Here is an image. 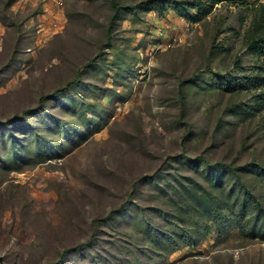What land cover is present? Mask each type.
<instances>
[{
	"label": "rangeland",
	"instance_id": "rangeland-1",
	"mask_svg": "<svg viewBox=\"0 0 264 264\" xmlns=\"http://www.w3.org/2000/svg\"><path fill=\"white\" fill-rule=\"evenodd\" d=\"M257 22L264 0H0V264H264L240 213L264 175L211 170L264 169Z\"/></svg>",
	"mask_w": 264,
	"mask_h": 264
},
{
	"label": "trees",
	"instance_id": "trees-1",
	"mask_svg": "<svg viewBox=\"0 0 264 264\" xmlns=\"http://www.w3.org/2000/svg\"><path fill=\"white\" fill-rule=\"evenodd\" d=\"M176 1V0H175ZM207 12V10H206ZM256 32L259 36H257L254 39L249 40L248 45L249 48L257 53L258 55L264 56V31L262 28V25L260 22H257L255 25ZM250 82L256 86H262L264 85V75L261 77H251ZM239 171L241 172V169H246L251 173H255L256 171L258 173V178L262 177L264 175V169L261 168V166L255 162H248L241 166H234L231 163L226 162H219L212 165V172L214 173V186L217 185L218 181L221 177V170L223 171ZM199 190H194V197L197 200L196 206L199 210H202V213H200L201 216L205 217L206 219H216L219 220L222 217L223 211L226 210L227 206L230 207L229 203H224L225 200L222 199L219 194L215 191L214 186L212 188L210 187H204L202 185H199ZM248 189L246 190V193L249 194L248 197H245L242 201V204L240 206V213L243 216H247L251 211L255 212V219L256 221H259L261 218H264V205L259 202L258 199L255 198L254 192L250 189V186L246 184ZM224 200V201H223ZM233 209L235 207V204L232 205ZM261 221V220H260ZM264 222V221H263ZM264 227V224H263Z\"/></svg>",
	"mask_w": 264,
	"mask_h": 264
}]
</instances>
